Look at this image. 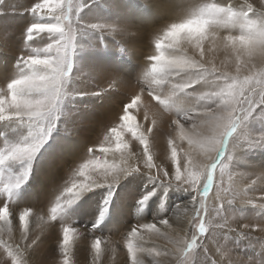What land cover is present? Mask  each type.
<instances>
[{"label":"snow or ice","instance_id":"6c2138e0","mask_svg":"<svg viewBox=\"0 0 264 264\" xmlns=\"http://www.w3.org/2000/svg\"><path fill=\"white\" fill-rule=\"evenodd\" d=\"M83 7L74 6L73 0H40L30 9L35 20L24 35L28 54L17 58L16 76L7 82L6 88L0 89V125L15 133L14 137H10L8 132L0 135V190L8 198L17 197L27 183L33 162L61 120L65 102L77 83L72 73L80 53L98 47L106 32L116 31L107 22L82 23L83 17L79 12ZM222 32L227 34L222 35ZM36 38L48 42L42 48L31 47ZM154 47L155 53L147 57L151 63L144 73V86L124 104L118 128L110 129V135L115 137L114 147L101 145L98 149H88L90 158L73 170L51 209V219L56 220L58 215L70 218L69 210L84 194L97 188H107L109 194L91 225V229L96 230L104 223L112 190L120 180L142 174L147 178L146 187L150 190L137 200L140 209L148 206L158 192L162 193V197L167 196L169 190L191 193L190 200L196 210L193 219L200 218L199 236L193 235L187 243L183 238L174 242L175 254L187 257L196 247L199 237L207 233L200 210L206 209V199L214 186L218 167L223 173L225 168L235 170L245 163L235 155L236 146L232 153L229 151L234 134L238 130L242 133L249 130L257 108L264 112V71L253 63L254 59H259L264 64V0H261L259 8L249 0L239 5L204 2L192 6L185 19L171 23L157 36ZM218 47L232 58V71L228 64L218 67L214 60L206 58L208 52L214 53ZM82 67H89L95 75L105 72V69L96 66L82 64ZM118 79L114 77V82ZM145 90L156 102L157 111L152 114L151 126L141 130L142 126L130 110L140 104ZM185 93L195 96L197 103L186 111L178 112L173 109L172 102ZM145 107L147 109L148 106ZM168 113L176 116L172 125L179 131V140L187 143L180 156L175 140L169 142L172 144L174 171L156 164L149 147V135L157 118ZM144 120L148 121L147 110ZM125 129L142 145V155L130 153L125 157V150L129 149V143L123 139ZM256 146L264 148V138L249 141L250 148ZM117 153L126 167L117 165L115 160L108 163V155L115 157ZM212 153H215L214 158ZM201 154L208 163L200 159ZM133 156L135 163H128ZM257 180L264 183V172L257 176ZM257 180H252V184L255 185ZM30 211L25 210L19 216L24 240L28 239ZM9 217V207L3 204L0 221L8 222L10 233ZM159 225L172 227L167 218L131 226L126 241L131 264H145V254L152 255L144 247L143 232L160 233ZM75 231L73 227L63 228L60 245L65 254L63 264H69L68 254ZM101 243L97 237L92 244L97 259L101 254ZM0 245L5 247L12 264H21V245L13 249L3 239H0ZM23 251H27V245H24ZM155 255L166 256L168 252H156ZM180 264L193 262L180 260ZM210 264L217 262L211 260Z\"/></svg>","mask_w":264,"mask_h":264},{"label":"rangeland","instance_id":"374dc122","mask_svg":"<svg viewBox=\"0 0 264 264\" xmlns=\"http://www.w3.org/2000/svg\"><path fill=\"white\" fill-rule=\"evenodd\" d=\"M101 1L73 0L74 6H85L80 10L79 15L84 13L87 23L107 22L116 29L114 33L106 32L105 38L98 47L82 51L79 58L86 53L91 59V66L98 67L99 63L103 62L102 68L106 69L111 62L114 67L116 66L117 72L125 65L134 71L136 65L132 61L129 48L132 46L137 55H142L143 59L148 60L147 57L156 51L155 38L151 35L154 32L158 33L162 27L153 28L148 23V17L144 14H147L148 10L145 4H142V0H120L111 5L107 3V0ZM239 1L230 0L233 4ZM7 2L9 5L5 6ZM36 2H40V0H2L0 3V89L6 88L7 82L16 76L17 58L28 54L24 35L27 27L35 20L30 9ZM123 2L133 3V8L137 10V13L133 15L135 18L131 19V24L125 20L127 19L125 17L121 18L124 21L122 25L115 21L122 14L132 18V14L128 10L123 9L120 14L118 13L117 7L125 5ZM204 2L215 1L157 0L156 4H163L166 12L171 11L167 18L164 13L162 16L156 14L155 21L151 24L160 20L169 25L181 22L186 18V14L192 6H198ZM139 14L141 16L139 19L142 20L136 19ZM114 22L115 24H113ZM121 28L125 31L121 32ZM221 34L226 35L227 33L222 32ZM126 36L127 38L136 36L138 40H136L137 42L126 41ZM47 42L46 39L36 38L31 43V47L42 48ZM206 58L214 60L218 67L226 63L229 65V70H233L229 63H232L231 58L210 57L208 53ZM256 60L254 59L253 63L257 66L259 61ZM76 67L82 69L77 65V61L72 73L77 83L73 87L69 99L65 102L66 105L59 124L33 162L32 173L27 183L23 185L17 197L8 198L7 194L0 190V207L3 204L8 205L11 228L9 233L8 222L0 221V239L11 245L13 249L16 245H21V252H23L24 245H27V251L21 255L20 260L29 259L26 264H63L65 254L60 247L63 228L73 227L76 231L72 234L73 238L68 254L69 264H131L126 247L131 226L167 218L172 225L171 228L159 225L160 233L143 232V235L146 236L144 247L152 253V255L145 254L144 260L147 262L145 264H161V262L163 264H180V260H191L193 264H196L197 261L200 264H210L211 260L216 261L217 264H264V183L257 180V176L260 175L258 172H252V169H256L260 162L264 165V148L249 147V141L253 138H264V112L259 108L254 112L255 119L250 122L249 130L243 133L239 130L237 139L235 137L237 148L235 155L240 156L245 163L240 164L235 170L225 168L223 173L221 170L218 174L216 173L214 186L206 199V209L200 210L201 217L208 229L207 233L199 237L196 247L188 253L187 257L175 254L174 242L177 240V234L174 229L177 226L174 221L181 213L186 215L188 220L190 218L191 224H187L184 236L185 243L188 239L190 242L193 235L199 236L200 218L193 219L196 210L190 200L191 193L185 194L182 191L169 190L167 196L162 197V193L158 192L149 201L148 206L140 209L137 200L145 191L150 190L146 187L147 178L142 174L126 176L120 180L112 190L113 195L104 223L96 230H92L91 225L99 216L103 201L109 194L110 190L107 188H97L84 194L69 210L70 218L58 215L56 220L51 219V209L55 206L57 197L66 186L73 170L90 158L88 149L90 147L98 149L101 145L114 147V139L112 136H108L110 133L107 132L106 126H119L117 121H121L124 114V104L131 99L114 97L117 91L116 83L114 81L104 82V79L108 77L106 70L102 75H95L90 69L79 71ZM261 71H264V67ZM79 72L80 74H78ZM94 79H98L100 84ZM81 93H87V95ZM92 93H100V95H92ZM180 95L183 97V101H186L185 105H188V107L186 106L187 110L197 103V98L191 94ZM177 109L175 110L178 112L186 111L184 108ZM133 111L137 114L138 110L136 108L130 110L136 117L137 123L146 126L145 112L139 109V115H136ZM169 114L167 120L168 123H171L168 126H174L171 124L176 116L173 113ZM3 132H8L10 137L15 136V133L10 132L6 126L0 125V135ZM152 132L149 135V147L155 163L174 171V163L171 158L172 144L169 143L174 139L166 133H160L162 132L160 128L153 127ZM106 137H108L107 140ZM123 139L126 142L127 136L123 135ZM176 145L180 156H182L187 143L176 142ZM135 154L142 155L143 147L139 146V150ZM119 157V153L115 157L109 154L107 161L111 164L115 160L117 165L126 167L121 163ZM200 159L205 163L209 162L204 159L202 154ZM135 160L136 158L133 156L131 160H128V163L134 164ZM142 166L143 162L141 161ZM252 180H257V183L253 185ZM200 187H203L202 183ZM214 189H216L215 194L220 196L219 200L214 203L215 205L210 203ZM221 197L222 199H220ZM198 199L201 198L198 197ZM229 201L232 202L229 203ZM221 204H223L222 210L217 212V208ZM28 209L31 210L28 217V239L24 240L22 239L23 229L19 216ZM65 220L66 222H64ZM244 225L248 227H244ZM165 235L169 237L166 236V239ZM97 237L102 241L101 254L98 259L92 248ZM160 239H164V241ZM164 243L165 249L163 247L161 249L160 247ZM165 250L169 252L166 257H171V261H168L167 258L160 260L159 256L155 255L156 252L163 253ZM27 255L28 258H26ZM164 256L160 255V257ZM11 263L12 259L5 247L0 245V264Z\"/></svg>","mask_w":264,"mask_h":264},{"label":"bare ground","instance_id":"6f19581e","mask_svg":"<svg viewBox=\"0 0 264 264\" xmlns=\"http://www.w3.org/2000/svg\"><path fill=\"white\" fill-rule=\"evenodd\" d=\"M119 1L120 0H107V3L111 5V4H113L115 2H119ZM156 1L157 0H142V2H143L142 4H145V6H146V8L148 10L147 11V14L144 13L146 15V17H148V23L151 26H153V28H155L157 26L162 27V29L158 33H155L154 32L151 35V36H154L155 40H156L157 36H159L162 33V31L165 30L169 26V24L168 23H165L164 21H161V20L159 22L154 23V24H151V22H154L155 21L154 20V17H155L156 14L162 16V13H164V14H166L165 16L167 18L169 16V14H170V11H171V10H169V13L166 12L165 8L163 7V4H156ZM214 1L215 2H220V3H231L230 0H214ZM237 1H239V0H237ZM249 2L252 3L253 5H255L257 8H259L261 6V0H249ZM101 3L103 5V2L102 1H101ZM123 3H125V5H120V6L117 7L118 13L120 14L123 9L128 10L132 14V18H128V16L126 14H122L118 18H116L115 21H116L117 24L122 25L124 23V21L121 18L122 17H125V18H127L125 20L128 21L131 24V19L133 20V18H135V17H133V15H135L137 13V10L133 8V3H128V2H123ZM243 3H244V0H240L238 3H235V5H239V4H243ZM8 5H9L8 2L5 3V6H8ZM81 16L83 17L82 23H87V19L84 17L85 16L84 13ZM140 17L141 16L139 14L138 15V18H136V19H139ZM139 20H142V19H139ZM113 24H115V22ZM128 28H130V27H128ZM115 34H117V33H115ZM117 36H118V34H117ZM141 38H143V37H141ZM117 39H118V37L116 38V41H117ZM127 40L130 41V42H132V41L137 42L136 40H138V37H136V36H130V37L127 38V36H126V41ZM151 40H152V38H151ZM154 45H155V42H154ZM206 47H207V45H206ZM129 49H130L129 51H130V55L132 57V61L136 65L134 71H131L130 68H129V66L128 65H125L124 68L118 69V72H117L115 70V67L116 66L114 67L111 62H109L108 67H106V69H105L106 70V76H108V77H106L104 79V82L105 81H114V77H118L119 78L118 80L115 81L116 87H117V91L114 94V97H117V98L118 97H120V98H124L125 97V98H128L129 99V98H132L134 95H136V94H138L140 92L141 88L144 86V84L142 82V81H144V73L148 70V68L150 67V63H151L150 61H148L146 59H143L144 57H142V55H139V54L137 55V53H135L133 51V47L132 46ZM208 54H209L210 57H213L214 56L216 58H219V57L220 58H222V57L223 58L224 57L225 58H231V57H229L227 55V53H225L222 50V48H219V47L217 48V50L214 53L213 52H208ZM90 60H91L90 57L86 53H84V54H82L80 56V58L78 57L77 65L79 67H81L83 70L90 69L89 67H82V64L91 66V63H90L91 61ZM231 60H232V58H231ZM256 61H259L258 64H257V68H260L259 70H261L264 67V64H262L259 59H257ZM229 63L232 66L233 61H232V63L231 62H229ZM102 65H103V62H100L98 67L102 68ZM76 69H78L79 71L82 70V69H79L77 67H76ZM78 70H77V72H78ZM78 74H80V72ZM94 80H95V82H99L98 79H94ZM99 84H100V82H99ZM185 102H186L185 100L183 101V97L181 95H178L173 100L172 107H173L174 110L177 109V108H184V109L187 110L188 105L187 104L185 105ZM145 106H148L147 109H146ZM136 109L138 110V112H139V109L141 111H144V112L147 110V112H148V121H145V125L146 126H142L141 127L142 130L144 128L150 127L151 126V120L153 118L152 117V114H153V112H156L157 111V108H156V102L152 98H150L148 96L147 90H145V93H144V95L141 98V102H140V104L137 105ZM133 112H135V111H133ZM138 112H137V114H138ZM135 114H136V112H135ZM168 115H170V114L168 113V114L164 115L162 118H159L158 117L157 118L156 125L154 126V128H160V130H162V132H160V133H163V134L166 133L167 135L171 136L175 140V142L181 143L182 141L179 140V131H178V129H175L174 126H168L169 123H171V122L168 123V120H167L168 119ZM121 122L122 121H117V123H119V125H120ZM114 127L118 128V126H114ZM114 127H112L110 125L106 126L107 132L110 133V129H112ZM238 133H239V130L237 131L236 135L234 136L233 141L231 142V145L229 144L231 146V147L229 146L230 147L229 148L230 153L233 152V148L235 146V142H236V139H237L236 136H237ZM152 134L155 136L154 132H152ZM125 135L127 136V141L126 142L129 143V149L128 150H125V155L130 154L132 152L137 153L138 150H139V146H142V145L140 144V142L137 139H135V138L132 137L131 133L127 132V129L124 130V136ZM108 136L111 137L110 134H108ZM112 137H113V139L115 141V137L114 136H112ZM235 137H236V139H235ZM114 141H113V145H114ZM184 142L186 143V141H184ZM162 151L165 152L164 150H162ZM212 156L214 158L215 157V153H212ZM219 170H220V168L217 169V174H218ZM252 172H258L259 174H261L262 172H264V165H262L261 162H260V164L257 166L256 169H252ZM215 190L216 189H214V191H213V193L211 195V198H210V203L211 204H214L216 201H218L219 200V197H220V196H218V195L215 194V192H216ZM220 199H222V197ZM220 202H221V200H220ZM219 210L221 211L222 208L221 207L217 208V212ZM137 213L139 214V212H137ZM140 213L142 214L143 212H140ZM189 217H190V215H189ZM141 218H143L142 215H141ZM189 220H190V218H189ZM189 220H188V217H186V215H184L182 213L180 215L179 214L177 215L176 221L173 220L175 222L176 226H177L176 229H174V230H176L175 233L177 234V237H176L177 240L183 238L184 241H185L184 236L186 234V228L188 227L187 224L189 223ZM218 224H220V223H218ZM181 230L183 231L182 233H181ZM147 235H148V233H147ZM166 236H168V235H165L164 238H166ZM144 237H146V236L144 235ZM160 240H162V239H160ZM188 240H186V243L188 242ZM162 241H164V239ZM162 247L165 249V243L162 244V246L160 248L162 249ZM24 253H26V252L23 251L22 252V255ZM166 256H164V257H160L159 256L158 259H160V260H166V258H167ZM26 258H28V255H27ZM167 259H168V261H171L172 260L171 257H168ZM28 260H24V259L21 260V262H22L21 264H26ZM145 263H147V262H145ZM161 264H163V263L161 262Z\"/></svg>","mask_w":264,"mask_h":264}]
</instances>
